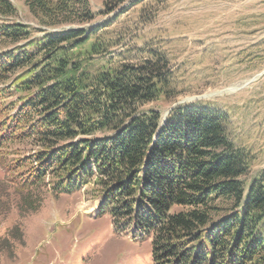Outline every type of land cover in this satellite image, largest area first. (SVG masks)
<instances>
[{"label":"trees","instance_id":"16d2710c","mask_svg":"<svg viewBox=\"0 0 264 264\" xmlns=\"http://www.w3.org/2000/svg\"><path fill=\"white\" fill-rule=\"evenodd\" d=\"M102 1L105 14L124 2ZM25 3L36 27L0 22V83L19 95L0 123V159L15 154H1L12 143L27 148L0 165V217L13 207L25 217L43 191L93 180L114 228L151 239L154 264H264V169L247 183L254 157L232 141L229 115L181 103L162 125L144 107L178 96L165 49L117 52L120 35L88 27L97 16L89 0ZM15 12L0 0V16ZM29 164V176L10 177ZM10 232L23 241L18 226Z\"/></svg>","mask_w":264,"mask_h":264},{"label":"rangeland","instance_id":"374dc122","mask_svg":"<svg viewBox=\"0 0 264 264\" xmlns=\"http://www.w3.org/2000/svg\"><path fill=\"white\" fill-rule=\"evenodd\" d=\"M10 1L16 12L0 16V22L37 26L25 0ZM89 1L97 16L88 27L120 35L117 52L147 42L167 51L178 96L144 109L159 110L163 118L181 103L223 110L230 117L232 141L254 157L246 181L256 178L264 169V0H124L106 14L102 0ZM13 85L0 83V123L10 115L9 103H18ZM11 150L15 154H6L0 165L27 153L23 145L12 143L1 154ZM29 167L9 175L29 176ZM5 173L0 168V179ZM43 193L36 212L24 217L13 207L7 217H0V264H154L151 239L133 237L130 228H114L93 180L72 193ZM15 226L23 233L22 242L11 236ZM5 239L9 242L3 244Z\"/></svg>","mask_w":264,"mask_h":264},{"label":"water","instance_id":"95a60500","mask_svg":"<svg viewBox=\"0 0 264 264\" xmlns=\"http://www.w3.org/2000/svg\"><path fill=\"white\" fill-rule=\"evenodd\" d=\"M167 114H168V113H167ZM165 120H166V116L163 118L162 125L164 124Z\"/></svg>","mask_w":264,"mask_h":264},{"label":"bare ground","instance_id":"6f19581e","mask_svg":"<svg viewBox=\"0 0 264 264\" xmlns=\"http://www.w3.org/2000/svg\"><path fill=\"white\" fill-rule=\"evenodd\" d=\"M232 89H237V86L231 87Z\"/></svg>","mask_w":264,"mask_h":264}]
</instances>
